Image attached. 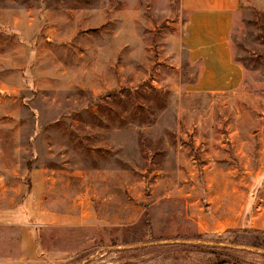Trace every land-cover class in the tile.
<instances>
[{
    "label": "rangeland",
    "instance_id": "obj_1",
    "mask_svg": "<svg viewBox=\"0 0 264 264\" xmlns=\"http://www.w3.org/2000/svg\"><path fill=\"white\" fill-rule=\"evenodd\" d=\"M187 20L180 0H0V264H56L17 259L23 236L61 264H264V0L234 13L237 79L200 75Z\"/></svg>",
    "mask_w": 264,
    "mask_h": 264
},
{
    "label": "crops",
    "instance_id": "obj_2",
    "mask_svg": "<svg viewBox=\"0 0 264 264\" xmlns=\"http://www.w3.org/2000/svg\"><path fill=\"white\" fill-rule=\"evenodd\" d=\"M181 6L188 13L185 24L186 37L184 38L188 47L190 60H200V75L206 76V67L218 71H225L229 79L233 75L239 76L240 68L233 62L230 45V31L233 24L234 13L239 9L242 0H180ZM215 67V68H214ZM202 77V79H204ZM16 214L14 213V217ZM67 216L52 209L44 212L45 224L64 225L67 224ZM82 221V222H81ZM85 224V219L78 218L75 223ZM24 224L23 226H25ZM30 229L26 228L25 233ZM27 234V233H26ZM36 237L23 236L20 240L22 250L18 257L27 258L32 263H56L61 264L70 260L66 250L50 249L38 251L30 249L35 244ZM93 255H90L92 257ZM8 256L0 255V262ZM21 258V259H22ZM91 261L86 264H92ZM83 264V263H82Z\"/></svg>",
    "mask_w": 264,
    "mask_h": 264
}]
</instances>
